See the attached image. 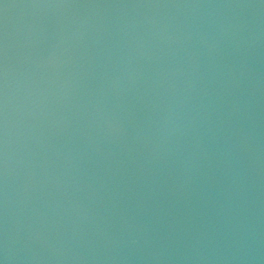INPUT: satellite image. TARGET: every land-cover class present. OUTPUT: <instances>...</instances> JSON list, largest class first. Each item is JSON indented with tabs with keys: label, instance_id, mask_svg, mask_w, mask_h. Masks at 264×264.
<instances>
[{
	"label": "water",
	"instance_id": "water-1",
	"mask_svg": "<svg viewBox=\"0 0 264 264\" xmlns=\"http://www.w3.org/2000/svg\"><path fill=\"white\" fill-rule=\"evenodd\" d=\"M0 264H264V0H0Z\"/></svg>",
	"mask_w": 264,
	"mask_h": 264
}]
</instances>
